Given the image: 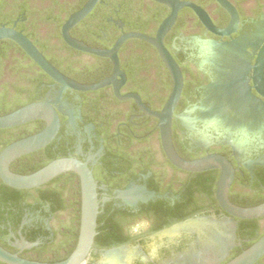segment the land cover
Listing matches in <instances>:
<instances>
[{
  "label": "flooded vegetation",
  "instance_id": "flooded-vegetation-1",
  "mask_svg": "<svg viewBox=\"0 0 264 264\" xmlns=\"http://www.w3.org/2000/svg\"><path fill=\"white\" fill-rule=\"evenodd\" d=\"M89 1L0 0V26L23 33L66 77L84 85L98 84L115 76L114 62L71 47L63 33L71 16ZM179 1L202 9L213 30L185 6L164 37L163 45L184 81L172 119L173 146L188 161L226 158L234 169L230 201L240 207L259 206L264 203V0H225L238 15L237 25L219 0ZM172 10L155 0H99L70 36L88 47L111 50L124 34L155 38ZM139 26L143 32L132 30ZM225 31L230 32L217 33ZM19 54L11 46L0 55V96H12L19 58L25 61L22 70L33 78L46 74L26 53L28 60ZM118 57L125 79L117 76L116 86L62 91L47 74L39 80L35 102H52L60 129L49 145L15 159L11 171L21 174L65 158L88 165L97 185L100 213L84 264H109L108 252L126 246L138 250L128 264H227L264 236V217L228 214L217 194L222 171L188 172L176 167L164 149L160 121L142 111L134 99H122L138 95L152 111H163L174 80L159 50L144 40L130 39ZM41 121L0 129V142L13 144L36 135L45 129L44 121L43 130L23 136L35 132ZM8 187L22 193L0 204V246L30 261H53V256H41L40 250L64 244V228L74 221L79 207L82 215L80 176L65 172L38 188ZM128 189L132 190L126 198ZM182 206H187L188 214L177 213ZM141 219L150 220L151 229L131 235V227ZM188 222L174 234H162ZM101 235L107 237L106 243L97 241ZM149 246L157 250L155 261L146 256ZM118 260L126 264V251ZM255 264H264V256Z\"/></svg>",
  "mask_w": 264,
  "mask_h": 264
},
{
  "label": "water",
  "instance_id": "water-1",
  "mask_svg": "<svg viewBox=\"0 0 264 264\" xmlns=\"http://www.w3.org/2000/svg\"><path fill=\"white\" fill-rule=\"evenodd\" d=\"M98 1L99 0H90L82 10L72 15L65 24L63 33L66 42L71 47L100 57L110 58L115 65V76L113 78L106 79L94 85H84L66 77L46 59V57L28 37L17 31L15 28L0 26V41L11 40L18 44L47 75L63 87L62 91L72 89L83 92L95 91L110 84H114L116 86L117 76H121L125 79V75L120 71L118 53L126 41L130 39H139L154 45L159 50L174 80V89L169 101L162 112H154L142 102L138 95H129L123 97L122 99H134L142 111L160 121L159 126L161 129L164 149L169 160L176 167L188 172H200L211 169H220L222 171L217 194L222 208L228 214L242 219H256L264 217V203L259 206L245 208L237 206L230 201L229 189L234 179V169L226 158L215 155L197 161H188L182 159L173 146L172 119L175 108L181 98L184 81L180 67L170 53L165 49L163 40L166 34L173 27L177 19L179 9L185 6L192 8L199 15L202 21L212 29V24L205 12L191 3H181L179 0H155L158 3L170 6L173 9L171 15L162 23L155 38L140 33L124 34L111 50H99L88 47L84 43H81L70 36V30L92 12ZM219 1L232 14L233 24L237 25L238 15L235 9L225 0ZM229 32L230 31L217 33L225 35ZM116 92L119 94L118 88L116 89ZM37 120H42L46 123V127L43 131L11 144L0 154V178L8 186L24 190L38 188L65 172H75L78 174L82 183V215L79 241L76 249L70 257L61 262L40 263L30 261L20 257L18 254L7 251L2 246H0V261L5 264H84L97 235V219L100 213L97 185L94 180L93 173L88 165L78 159L65 158L55 160L37 172L29 175L16 174L10 169V164L15 159L46 147L57 137L61 125L60 117L50 101L31 103L10 114L0 116V129L15 128ZM131 190L132 189L126 190V198ZM151 196H154V194H151ZM189 224H191V222L177 227H172L163 231L162 234H171L177 231L180 227H185ZM25 247H32V245L25 243ZM124 251H126V264H128L131 261V256L136 254V252L128 246L108 252L107 258H117L122 255ZM129 253L132 255L129 256ZM226 253L227 250L224 249L221 253L222 258L226 255ZM263 256L264 236L227 264H255ZM120 262L121 261L118 259H115L114 262L108 260L109 264H119Z\"/></svg>",
  "mask_w": 264,
  "mask_h": 264
},
{
  "label": "trees",
  "instance_id": "trees-1",
  "mask_svg": "<svg viewBox=\"0 0 264 264\" xmlns=\"http://www.w3.org/2000/svg\"><path fill=\"white\" fill-rule=\"evenodd\" d=\"M135 32H143L144 29H142L140 26L139 27H134V29H132ZM11 46H15L18 51H19V55L20 56H25L26 60H28V56L25 54V52L19 47L17 46L15 43L10 42V41H2L0 42V55H3L5 53V51L7 50V48L11 47ZM47 59L58 69H60L63 73L66 74V72H64L61 67H59V65L57 63H54L51 58L47 57ZM25 62L24 60L19 58V69H18V74H17V80L16 83L14 84V90L12 93L11 97L6 98L5 95L0 96V116H4L7 114H10L26 105H29L33 102L36 101V94H35V89L37 84L40 82L39 80H43L44 78H46V74L42 73L41 76H39V78L36 77H32L30 76L28 73L24 72L23 69V65ZM37 130L34 132H27L25 133L23 136L27 137L30 136L32 134H35L41 130L44 129L45 127V123L43 121L41 122H37ZM3 134V132H0V135ZM12 135H16V134H12ZM13 136V137H14ZM20 137H22L20 135ZM13 141H7V140H2L0 142V147L2 146V148H5L6 146H8L9 144H11ZM1 148V149H2ZM0 149V150H1ZM48 163H43L42 165H37L32 169V171L29 169L28 172L23 171L21 174L23 175H29L32 173L37 172L38 170L42 169L43 167H45ZM19 193H22L21 191L9 188L8 186H6L1 180H0V204L9 201L11 199L16 198V195H18ZM243 207H251V205H242ZM158 215L162 214V211L160 210V208H156ZM161 212V213H160ZM175 213V212H174ZM179 215H185L188 214L187 212V206H182L179 207L178 212ZM80 219H81V215H80V207L79 210L77 212V216L75 217L74 221H72L71 225L66 226L64 228L65 230V234L64 237H66L65 243L62 244L60 247H54L50 248V251L45 250V249H41L40 250V255L41 256H53L54 260L53 261H48L49 263H56V262H61L65 259H67L72 252L75 250L76 245H77V241H78V237H79V232H80ZM107 237L106 236H99L97 241L100 243H106ZM130 238H126V243L130 242ZM105 241V242H103ZM3 264V263H0Z\"/></svg>",
  "mask_w": 264,
  "mask_h": 264
},
{
  "label": "clouds",
  "instance_id": "clouds-1",
  "mask_svg": "<svg viewBox=\"0 0 264 264\" xmlns=\"http://www.w3.org/2000/svg\"><path fill=\"white\" fill-rule=\"evenodd\" d=\"M152 227V222L148 219H141L137 221L130 229V234L133 236H139L142 235L144 231L150 230ZM146 256L150 258L152 261H155L157 258V250L149 246L146 250ZM145 264L147 262L145 261Z\"/></svg>",
  "mask_w": 264,
  "mask_h": 264
},
{
  "label": "bare ground",
  "instance_id": "bare-ground-1",
  "mask_svg": "<svg viewBox=\"0 0 264 264\" xmlns=\"http://www.w3.org/2000/svg\"><path fill=\"white\" fill-rule=\"evenodd\" d=\"M227 106V105H226ZM191 227V226H190ZM197 227V226H196ZM179 231V230H178ZM175 233V232H174ZM173 233V234H174ZM173 236V235H172ZM217 240V239H216ZM215 241V240H214ZM218 241V240H217ZM222 247V246H221ZM206 249V248H205ZM205 251V250H204ZM203 252V251H202ZM205 253V252H204ZM213 253V252H212ZM189 256V255H188ZM196 256V255H195ZM121 257V255L119 256V257H117V258H110L109 259V261H112V262H114L115 261V259H119ZM200 258V257H199ZM197 260V259H196Z\"/></svg>",
  "mask_w": 264,
  "mask_h": 264
},
{
  "label": "rangeland",
  "instance_id": "rangeland-1",
  "mask_svg": "<svg viewBox=\"0 0 264 264\" xmlns=\"http://www.w3.org/2000/svg\"><path fill=\"white\" fill-rule=\"evenodd\" d=\"M132 250H133L134 252H136V254L138 253V252H137L138 250H136V249H132ZM136 254L132 255V254L129 253V256L132 255V256H131V260H132V258H133Z\"/></svg>",
  "mask_w": 264,
  "mask_h": 264
}]
</instances>
